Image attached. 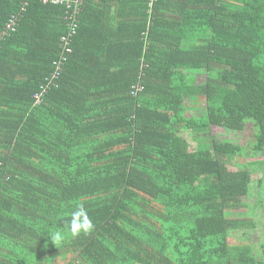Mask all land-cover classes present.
Returning a JSON list of instances; mask_svg holds the SVG:
<instances>
[{
    "label": "trees",
    "instance_id": "obj_1",
    "mask_svg": "<svg viewBox=\"0 0 264 264\" xmlns=\"http://www.w3.org/2000/svg\"><path fill=\"white\" fill-rule=\"evenodd\" d=\"M61 1L0 0V264H264V240L229 242L264 168H229L264 156V0ZM246 124V147L209 137Z\"/></svg>",
    "mask_w": 264,
    "mask_h": 264
},
{
    "label": "rangeland",
    "instance_id": "obj_2",
    "mask_svg": "<svg viewBox=\"0 0 264 264\" xmlns=\"http://www.w3.org/2000/svg\"><path fill=\"white\" fill-rule=\"evenodd\" d=\"M52 3L55 4H60L61 5V0H51ZM203 77H200V80H202ZM200 112H189V116L197 115ZM253 131L254 128L250 124H246L245 128L241 132L237 133H225L222 132L221 128L213 127L211 134L212 136L209 137H215L219 139H227L232 142H236L237 144H240L241 146H247L249 142L253 140ZM182 136H184L190 143H193L192 145L195 146L194 144V139L197 136H201V134H195L194 136L191 135L188 131L182 132ZM194 137V139H192ZM248 152V151H247ZM264 161V156L261 157H247L243 158L240 157L235 164L230 165V170L235 171L236 169H240L239 164H248L252 162H261ZM261 180L263 184L258 186V181ZM252 196L250 199L244 198L243 201L246 202L249 205V208L245 209H240V210H235L229 212V216L233 218H239V219H244L248 223H243V226L240 228L241 231L239 230H234L230 234V239L229 242L231 244L233 243H238L240 242V239L242 238L241 235L243 232L247 233V237L249 238V241L252 243H255L256 245L258 242H262L264 240V215H262V208H264V168L262 166L260 169H258V166L254 168L253 174H252ZM255 202L258 204L255 205ZM251 218V222L248 221V219ZM69 258H58L54 261V264H64V262Z\"/></svg>",
    "mask_w": 264,
    "mask_h": 264
},
{
    "label": "built area",
    "instance_id": "obj_3",
    "mask_svg": "<svg viewBox=\"0 0 264 264\" xmlns=\"http://www.w3.org/2000/svg\"><path fill=\"white\" fill-rule=\"evenodd\" d=\"M154 1V0H151ZM62 3V1H61ZM151 4V3H150ZM151 6V5H149ZM70 20V29L71 31L69 32V35L71 37L75 36L76 34V28L78 25V10L77 6L75 7V10L72 14L71 17L68 18ZM8 29H11V25H7ZM13 30V28L11 29ZM68 44V42H66ZM66 51H70V49H67ZM67 61L66 58L60 57L58 60L53 62V71L51 75L45 80L44 85L40 88V90L34 95L35 103L38 105L39 103L42 102L43 97L47 92H49L52 89H58L60 86V79L63 73V65ZM143 86L141 84H137L133 87L132 93L134 96L137 95L138 92L143 91Z\"/></svg>",
    "mask_w": 264,
    "mask_h": 264
},
{
    "label": "clouds",
    "instance_id": "obj_4",
    "mask_svg": "<svg viewBox=\"0 0 264 264\" xmlns=\"http://www.w3.org/2000/svg\"><path fill=\"white\" fill-rule=\"evenodd\" d=\"M79 20V18H78ZM93 222L88 215V211L83 204H79L74 211L70 213L67 220L66 231L73 237L80 234H87L93 230ZM53 245H60L65 239V231L57 229L47 234Z\"/></svg>",
    "mask_w": 264,
    "mask_h": 264
}]
</instances>
